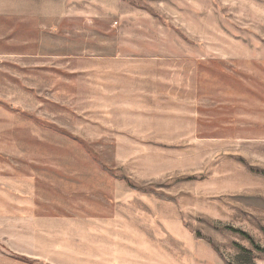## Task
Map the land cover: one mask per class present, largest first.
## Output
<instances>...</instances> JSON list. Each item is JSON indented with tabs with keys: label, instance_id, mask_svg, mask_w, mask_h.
Wrapping results in <instances>:
<instances>
[{
	"label": "rangeland",
	"instance_id": "obj_1",
	"mask_svg": "<svg viewBox=\"0 0 264 264\" xmlns=\"http://www.w3.org/2000/svg\"><path fill=\"white\" fill-rule=\"evenodd\" d=\"M255 247L264 0H0V264Z\"/></svg>",
	"mask_w": 264,
	"mask_h": 264
},
{
	"label": "trees",
	"instance_id": "obj_2",
	"mask_svg": "<svg viewBox=\"0 0 264 264\" xmlns=\"http://www.w3.org/2000/svg\"><path fill=\"white\" fill-rule=\"evenodd\" d=\"M195 237L205 239L206 241H208L209 243H211V241L209 239L203 238L202 236H197L196 235ZM255 250L258 251V252L264 253V249L255 247ZM242 254H243V256L246 257L248 255V251L242 250Z\"/></svg>",
	"mask_w": 264,
	"mask_h": 264
}]
</instances>
